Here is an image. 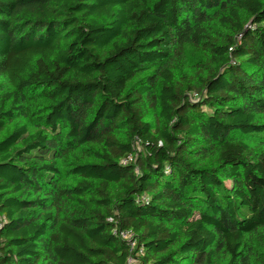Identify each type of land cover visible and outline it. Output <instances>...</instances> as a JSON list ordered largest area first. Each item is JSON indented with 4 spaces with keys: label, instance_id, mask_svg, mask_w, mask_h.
I'll return each mask as SVG.
<instances>
[{
    "label": "trees",
    "instance_id": "trees-1",
    "mask_svg": "<svg viewBox=\"0 0 264 264\" xmlns=\"http://www.w3.org/2000/svg\"><path fill=\"white\" fill-rule=\"evenodd\" d=\"M114 228L264 264V0H0V264H127Z\"/></svg>",
    "mask_w": 264,
    "mask_h": 264
},
{
    "label": "built area",
    "instance_id": "built-area-1",
    "mask_svg": "<svg viewBox=\"0 0 264 264\" xmlns=\"http://www.w3.org/2000/svg\"><path fill=\"white\" fill-rule=\"evenodd\" d=\"M138 147H141L140 140H135V150L137 151ZM135 161V154H128L124 158L120 160L122 165L130 164ZM142 201L147 202L148 199L143 197ZM112 219H109L111 222ZM113 235L119 236L121 239L125 240L129 244V256L127 258V264H139L140 263V256L144 255V248L136 246V239L134 237L133 231L130 230H123L120 231L117 228L112 230Z\"/></svg>",
    "mask_w": 264,
    "mask_h": 264
},
{
    "label": "rangeland",
    "instance_id": "rangeland-1",
    "mask_svg": "<svg viewBox=\"0 0 264 264\" xmlns=\"http://www.w3.org/2000/svg\"><path fill=\"white\" fill-rule=\"evenodd\" d=\"M150 113H152V112H150ZM150 121H152V123L153 124H155L156 122H155V118H152V116H150ZM141 150V147H138V149H137V151H140Z\"/></svg>",
    "mask_w": 264,
    "mask_h": 264
}]
</instances>
